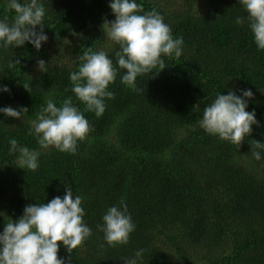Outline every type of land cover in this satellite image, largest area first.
Masks as SVG:
<instances>
[{
    "label": "trees",
    "instance_id": "trees-1",
    "mask_svg": "<svg viewBox=\"0 0 264 264\" xmlns=\"http://www.w3.org/2000/svg\"><path fill=\"white\" fill-rule=\"evenodd\" d=\"M39 2L48 37L41 48L27 41L0 47V108L28 109L21 119L0 112V233L25 206L63 198L70 186L73 199L82 197L92 235L72 253L60 242L64 264H264V149L251 145L264 143V49L240 0H135L143 5L138 14L155 9L173 38H183L179 58L162 56V71L137 77L140 91L121 81L120 46L107 36L115 20L111 0ZM9 3L0 0V20L7 15L11 24ZM89 48L104 51L118 70L108 86L114 99L105 98L99 117L85 111L69 78ZM41 59L47 71L38 70ZM15 60L20 64L9 68ZM248 89L254 96L246 111L255 112L258 124L239 148L200 127L203 110L219 93L242 96ZM69 97L92 131L75 154L42 148L34 131L29 134L32 121L49 99L60 107ZM11 139L40 153L35 172L15 165L19 152H10ZM121 200L135 230L126 245L112 247L103 216L122 207Z\"/></svg>",
    "mask_w": 264,
    "mask_h": 264
},
{
    "label": "clouds",
    "instance_id": "clouds-1",
    "mask_svg": "<svg viewBox=\"0 0 264 264\" xmlns=\"http://www.w3.org/2000/svg\"><path fill=\"white\" fill-rule=\"evenodd\" d=\"M240 3L247 10L249 27L258 49H264V0H240ZM110 8L115 20L108 23L107 36L120 46V51L116 52L118 66L126 70L121 81L133 91H140L136 85L137 77L162 71L167 66L162 56L171 57L174 54L179 58L183 38H173L172 29L155 9L138 14L143 12V5L135 0H111ZM9 10L15 11V17L11 24L7 15L0 20V47L23 46L27 41L39 50L42 42L48 39L44 33V5L39 0H26L23 4L10 0L5 12ZM236 23L242 25L244 19L238 17ZM80 60L83 63L79 70L69 77L71 91L85 104V111L94 112L99 117L106 110L105 98L114 99V93L108 90V86L115 82L118 70L104 51L92 52L89 48ZM14 64H20V61L10 62L9 68ZM37 66L40 71L48 70L42 59L37 61ZM24 87L28 89L27 85ZM2 90L10 91L7 86H3ZM241 91L242 96L233 91L226 95L219 93L203 110L199 121L200 127L207 133L218 135L237 148L246 137L251 136L252 125L258 124L255 112L246 111L253 92L250 89ZM0 112L21 119L28 109L21 107L17 110L9 106L0 108ZM33 131L42 148L51 146L60 152L75 154L78 141L86 140L92 128L69 97L60 107L49 99L47 106L37 114V120L32 121L29 134ZM9 143L10 152H19L15 165L35 172L39 167L40 153L18 145L15 139ZM251 145L254 149H264V143L257 140ZM252 154L256 160L261 159L258 151ZM81 204L82 197L76 195L73 199L72 189L68 186L63 198L57 196L47 203L25 206L23 215L16 221H9L0 233V264H64V260L58 257L60 242L72 253L92 235L91 229L84 223ZM120 204L122 207L112 206L103 216L104 238L112 247L126 245L135 230L127 205L123 200ZM142 252L138 251L136 256H141ZM126 264H136V261H126Z\"/></svg>",
    "mask_w": 264,
    "mask_h": 264
}]
</instances>
